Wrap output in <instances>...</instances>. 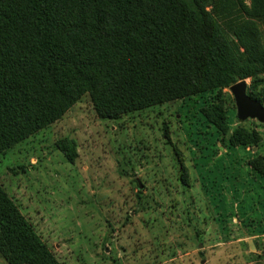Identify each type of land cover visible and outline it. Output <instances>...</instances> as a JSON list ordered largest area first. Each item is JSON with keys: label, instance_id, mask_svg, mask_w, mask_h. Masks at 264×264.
<instances>
[{"label": "rangeland", "instance_id": "rangeland-1", "mask_svg": "<svg viewBox=\"0 0 264 264\" xmlns=\"http://www.w3.org/2000/svg\"><path fill=\"white\" fill-rule=\"evenodd\" d=\"M259 91L264 105V75ZM213 94L117 120L86 94L0 155V186L58 264H264V181L248 166L264 155V124L237 121L228 89ZM218 103L227 135L254 130L256 147L221 142L202 114Z\"/></svg>", "mask_w": 264, "mask_h": 264}, {"label": "trees", "instance_id": "trees-1", "mask_svg": "<svg viewBox=\"0 0 264 264\" xmlns=\"http://www.w3.org/2000/svg\"><path fill=\"white\" fill-rule=\"evenodd\" d=\"M260 24L264 0H0V155L86 94L105 120L203 93L219 97L247 79L248 96L262 104L263 91L254 92L264 75ZM202 114L224 145L259 144L256 131L239 125L227 135L220 103ZM248 166L264 181V155ZM0 256L58 264L1 186Z\"/></svg>", "mask_w": 264, "mask_h": 264}, {"label": "water", "instance_id": "water-1", "mask_svg": "<svg viewBox=\"0 0 264 264\" xmlns=\"http://www.w3.org/2000/svg\"><path fill=\"white\" fill-rule=\"evenodd\" d=\"M246 88V80L240 81L228 88L234 100L236 119L239 122L255 120L260 124H264V105L250 98L246 92ZM249 250L253 251L251 244H249Z\"/></svg>", "mask_w": 264, "mask_h": 264}]
</instances>
